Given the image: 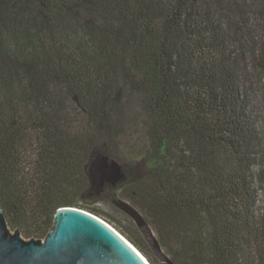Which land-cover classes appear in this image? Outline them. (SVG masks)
I'll use <instances>...</instances> for the list:
<instances>
[{
	"label": "trees",
	"instance_id": "obj_1",
	"mask_svg": "<svg viewBox=\"0 0 264 264\" xmlns=\"http://www.w3.org/2000/svg\"><path fill=\"white\" fill-rule=\"evenodd\" d=\"M264 0H0V209L44 239L105 145L172 264H264ZM86 201V197H84Z\"/></svg>",
	"mask_w": 264,
	"mask_h": 264
},
{
	"label": "water",
	"instance_id": "obj_2",
	"mask_svg": "<svg viewBox=\"0 0 264 264\" xmlns=\"http://www.w3.org/2000/svg\"><path fill=\"white\" fill-rule=\"evenodd\" d=\"M88 189L81 201L92 206L95 194H105L113 208L128 217L153 255L172 264L148 217L120 192L131 183L123 162L107 152L105 145L93 148L84 165ZM86 197L88 201L83 199ZM0 264H149L117 230L101 218L76 208H61L44 239H23L11 230L0 209Z\"/></svg>",
	"mask_w": 264,
	"mask_h": 264
},
{
	"label": "rangeland",
	"instance_id": "obj_3",
	"mask_svg": "<svg viewBox=\"0 0 264 264\" xmlns=\"http://www.w3.org/2000/svg\"><path fill=\"white\" fill-rule=\"evenodd\" d=\"M257 90H258V93L256 97L254 98L256 102V106L258 107V109L264 110V80L263 79L261 80V82L258 83ZM259 195H260L259 196L260 202L258 206L260 208H264V191H261ZM92 199L95 201L92 207L97 208L98 210L106 214L108 218H110L111 220L119 224V226L123 228L126 232H128L129 234L133 236H135L134 231L140 234L128 217H126L124 214H122L121 212H119L118 210H116L115 208L111 206L105 194H100V195L95 194L94 197H92ZM10 229L13 230L11 227ZM26 240H29V239H26Z\"/></svg>",
	"mask_w": 264,
	"mask_h": 264
}]
</instances>
